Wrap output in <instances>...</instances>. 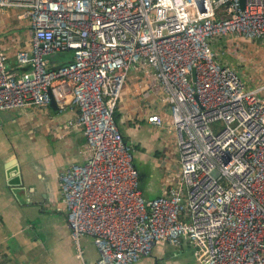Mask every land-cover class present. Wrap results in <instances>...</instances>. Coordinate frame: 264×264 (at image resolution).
Masks as SVG:
<instances>
[{
    "label": "built area",
    "instance_id": "1",
    "mask_svg": "<svg viewBox=\"0 0 264 264\" xmlns=\"http://www.w3.org/2000/svg\"><path fill=\"white\" fill-rule=\"evenodd\" d=\"M8 9L29 29L19 70L0 45V111L54 100L76 108L86 138L85 161L59 176L83 264H137L183 239L197 264H264V87L250 89L213 47L264 40V0H0ZM133 69L159 85L167 118L148 121L173 130L179 154L180 177L154 198L115 120Z\"/></svg>",
    "mask_w": 264,
    "mask_h": 264
},
{
    "label": "crops",
    "instance_id": "2",
    "mask_svg": "<svg viewBox=\"0 0 264 264\" xmlns=\"http://www.w3.org/2000/svg\"><path fill=\"white\" fill-rule=\"evenodd\" d=\"M28 29L27 21L0 19V45L15 71V55L25 45ZM221 43L222 38L213 47ZM158 86L143 70H131L116 109L117 125L134 148L146 198L159 195L180 171L173 130L148 121L151 114L167 118L168 105ZM77 115L76 108L0 111V264H83L70 237L59 180L61 172L86 158ZM81 244L87 262L95 261L93 239L84 236ZM137 264L197 263L193 247L183 239L178 245H155Z\"/></svg>",
    "mask_w": 264,
    "mask_h": 264
},
{
    "label": "rangeland",
    "instance_id": "3",
    "mask_svg": "<svg viewBox=\"0 0 264 264\" xmlns=\"http://www.w3.org/2000/svg\"><path fill=\"white\" fill-rule=\"evenodd\" d=\"M1 11L0 19L12 17L28 22V19L22 14V9ZM222 40L223 43L215 48L221 56V62L231 65L250 89L264 87V40L255 41L231 35L222 38ZM215 44L216 42L213 43V45ZM172 157L176 160V155H172ZM138 169L140 171L139 167Z\"/></svg>",
    "mask_w": 264,
    "mask_h": 264
},
{
    "label": "trees",
    "instance_id": "4",
    "mask_svg": "<svg viewBox=\"0 0 264 264\" xmlns=\"http://www.w3.org/2000/svg\"><path fill=\"white\" fill-rule=\"evenodd\" d=\"M119 119H120L119 114H118V112L115 111V120H116L117 123H119ZM120 131H121V130H120ZM121 133H122V132H121ZM122 136H123V140H124L127 144H129L128 141H127V139H126V137L124 136L123 133H122ZM131 146H132V145H131ZM132 147H133V146H132Z\"/></svg>",
    "mask_w": 264,
    "mask_h": 264
},
{
    "label": "water",
    "instance_id": "5",
    "mask_svg": "<svg viewBox=\"0 0 264 264\" xmlns=\"http://www.w3.org/2000/svg\"><path fill=\"white\" fill-rule=\"evenodd\" d=\"M243 1H244V0H242V7H243ZM50 107H51V109H53L55 112L58 111L57 105L55 104L54 100L51 101V103H50Z\"/></svg>",
    "mask_w": 264,
    "mask_h": 264
}]
</instances>
